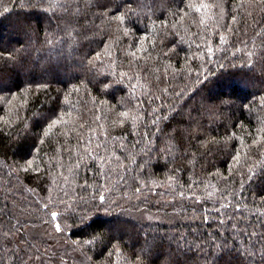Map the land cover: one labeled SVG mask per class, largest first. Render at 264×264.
Instances as JSON below:
<instances>
[{
  "label": "trees",
  "instance_id": "obj_1",
  "mask_svg": "<svg viewBox=\"0 0 264 264\" xmlns=\"http://www.w3.org/2000/svg\"><path fill=\"white\" fill-rule=\"evenodd\" d=\"M0 264H264V0H0Z\"/></svg>",
  "mask_w": 264,
  "mask_h": 264
},
{
  "label": "snow or ice",
  "instance_id": "obj_2",
  "mask_svg": "<svg viewBox=\"0 0 264 264\" xmlns=\"http://www.w3.org/2000/svg\"><path fill=\"white\" fill-rule=\"evenodd\" d=\"M101 199H103V197H101ZM52 216L55 217L56 216V213H52ZM57 230H59V228H57ZM224 245H222L223 247Z\"/></svg>",
  "mask_w": 264,
  "mask_h": 264
},
{
  "label": "bare ground",
  "instance_id": "obj_3",
  "mask_svg": "<svg viewBox=\"0 0 264 264\" xmlns=\"http://www.w3.org/2000/svg\"><path fill=\"white\" fill-rule=\"evenodd\" d=\"M107 47V46H106ZM154 183V182H153ZM157 183V182H156ZM30 192V191H29Z\"/></svg>",
  "mask_w": 264,
  "mask_h": 264
}]
</instances>
